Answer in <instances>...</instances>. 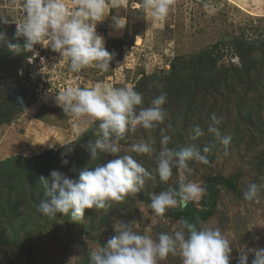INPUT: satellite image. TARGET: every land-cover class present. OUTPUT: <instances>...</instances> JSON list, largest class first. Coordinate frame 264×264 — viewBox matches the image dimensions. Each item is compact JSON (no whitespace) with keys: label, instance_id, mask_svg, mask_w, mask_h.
<instances>
[{"label":"rangeland","instance_id":"374dc122","mask_svg":"<svg viewBox=\"0 0 264 264\" xmlns=\"http://www.w3.org/2000/svg\"><path fill=\"white\" fill-rule=\"evenodd\" d=\"M11 5L14 0H0V14H16ZM111 11L97 27L113 54L107 72L88 68L77 76L67 63L59 64V53H52L44 79L29 66V52L17 54L0 44V264H88L89 244L103 245L117 235L115 220L134 222L142 233L150 228L148 234L155 238L186 219L184 208L169 210L163 219L152 216L150 194L168 186L158 176L107 210L86 209L83 223L59 213L44 217L38 211L45 191L41 177L50 181L56 170L78 179L85 167L115 158L101 154L91 161L86 145L96 139L97 129L87 125L78 137L72 128L75 121L55 101L59 90L96 82L134 87L143 96V107L167 94L164 124L137 128L121 141V155L135 156L150 171L154 158L128 151L132 143L151 137L159 149L160 128H165L172 136L169 146L179 149L193 143L190 129H204L205 135L194 143L201 152L205 145H214L210 164L190 162L188 179L200 183L206 194L198 203H189L196 212L187 220L219 227L232 241L230 264H238L242 249L264 248V190L258 204L243 198L249 183H264V0H175L167 19L154 26L141 0H127V8ZM116 14L127 20L123 30L111 27ZM0 31L23 46L24 38L17 39L9 25L0 24ZM41 82L50 90H35ZM212 114L221 119V133L232 137L227 153L207 132ZM178 180L174 170L168 183L176 186ZM252 259L254 254H249V264ZM161 264L181 260L169 256Z\"/></svg>","mask_w":264,"mask_h":264},{"label":"clouds","instance_id":"9594fccd","mask_svg":"<svg viewBox=\"0 0 264 264\" xmlns=\"http://www.w3.org/2000/svg\"><path fill=\"white\" fill-rule=\"evenodd\" d=\"M174 3L175 0H141V7L146 19L154 26L167 19ZM121 8H127V0H71V5L68 0H23V17L14 18L15 37L24 38L23 46L12 43L3 31H0V44H6L17 54L33 52L36 55V45L50 48L60 54L59 64L67 63L69 71L77 76L88 68L107 72L113 54L105 47V39L98 34L97 25L112 13V9ZM8 17L0 14V24L12 23ZM111 20V27L115 30H123L127 24L126 18L120 14L112 15ZM41 62H44L43 58ZM41 71L44 72V68ZM55 101L75 121L72 128L78 137L83 136L87 125H94L97 129L96 139L86 145L91 161L97 160L101 154L115 158L106 164L85 167L79 172L78 179H71L56 170L51 172L50 181L41 177L45 191L38 211L42 216L55 218L59 213L83 223L86 209L107 210L114 203L124 202L129 196L141 192L146 182L156 180L157 176L168 186L158 194H150L149 208L154 217L163 219L169 210L186 208L189 203H198L205 196L206 189L188 179L192 172L190 162L209 165L208 154L214 147L205 145L201 152L194 143L205 135L199 125L189 131L193 143L179 149L169 146L172 136L165 134V128H160L159 149L151 137L132 143L128 151L154 158L152 171L135 156L127 152L121 155V141H126L130 133H135L137 128L152 130L164 124L168 116L164 107L166 93L162 92L152 99L150 106L143 107V96L134 87L96 82L59 90ZM220 123L221 119L212 114L207 132L219 140L227 153L232 137L221 133ZM62 163L66 165L68 161L64 159ZM174 170L179 176L176 186L168 183ZM262 190L264 183L251 182L243 192V198L258 204ZM151 223L155 221L151 220ZM135 224L115 220L113 227L117 235L103 245L89 244L88 264H161L169 256L179 257L181 264H230L232 241L219 227L197 226L181 218L178 228L162 231L153 238L148 234L150 228L142 233L134 227ZM249 254H254L251 264H264V248L242 249L238 264H249Z\"/></svg>","mask_w":264,"mask_h":264},{"label":"built area","instance_id":"2783aa9c","mask_svg":"<svg viewBox=\"0 0 264 264\" xmlns=\"http://www.w3.org/2000/svg\"><path fill=\"white\" fill-rule=\"evenodd\" d=\"M18 0H14V5H11L10 8L16 12V14H12V16H9V20H13L12 23L8 24L10 27H12L15 31H16V23L14 22V18L15 19H21L24 15L23 9H22V2L23 0H19V2H17ZM69 4L71 5V0H68ZM16 10V11H15ZM263 20V29H262V33H263V37H264V15L261 17ZM103 23V22H102ZM101 25V23H99L97 25V27H99ZM35 53H37L36 55H34L33 52H29L28 57H27V61L28 64L31 68H33L34 70V74H39L41 77L43 76L42 73V69L47 68L49 62L51 61V54L55 53L53 52L50 48L46 49L44 47H42L41 45H36L35 46ZM43 58V63L41 62V59ZM52 68V67H50ZM49 68V69H50ZM48 72L50 73L51 70ZM43 78H47L46 76H43ZM32 78H30L31 80ZM33 80V79H32ZM41 89V90H40ZM35 90L39 91H49L50 89L46 87L45 83L41 82L39 88H35Z\"/></svg>","mask_w":264,"mask_h":264},{"label":"trees","instance_id":"16d2710c","mask_svg":"<svg viewBox=\"0 0 264 264\" xmlns=\"http://www.w3.org/2000/svg\"><path fill=\"white\" fill-rule=\"evenodd\" d=\"M183 212L185 214L184 217L186 219H189L196 212V210H194L193 207L189 204L186 208L183 209Z\"/></svg>","mask_w":264,"mask_h":264}]
</instances>
